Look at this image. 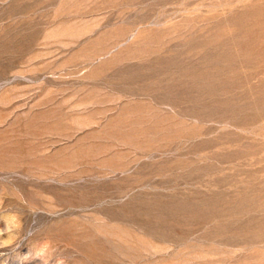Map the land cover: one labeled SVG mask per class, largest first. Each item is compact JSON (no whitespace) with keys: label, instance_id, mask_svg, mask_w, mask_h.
Segmentation results:
<instances>
[{"label":"rangeland","instance_id":"rangeland-1","mask_svg":"<svg viewBox=\"0 0 264 264\" xmlns=\"http://www.w3.org/2000/svg\"><path fill=\"white\" fill-rule=\"evenodd\" d=\"M0 264H264V0H0Z\"/></svg>","mask_w":264,"mask_h":264},{"label":"clouds","instance_id":"clouds-1","mask_svg":"<svg viewBox=\"0 0 264 264\" xmlns=\"http://www.w3.org/2000/svg\"><path fill=\"white\" fill-rule=\"evenodd\" d=\"M37 258H39V257H37Z\"/></svg>","mask_w":264,"mask_h":264}]
</instances>
